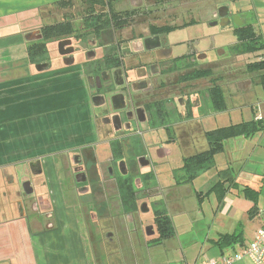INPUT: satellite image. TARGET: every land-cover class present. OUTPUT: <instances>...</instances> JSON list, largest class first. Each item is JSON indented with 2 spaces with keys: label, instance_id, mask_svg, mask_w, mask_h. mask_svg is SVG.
I'll return each instance as SVG.
<instances>
[{
  "label": "crops",
  "instance_id": "obj_1",
  "mask_svg": "<svg viewBox=\"0 0 264 264\" xmlns=\"http://www.w3.org/2000/svg\"><path fill=\"white\" fill-rule=\"evenodd\" d=\"M59 1L62 0H0V264H112L101 239L102 232H96L98 245L90 241L79 207L61 196L53 168V155L60 150L97 141L92 134L83 65L77 61L57 63L53 54L48 55L45 61L31 62L27 54V47L38 41L29 33L46 24L42 13L44 7ZM256 1L253 7L259 23L260 4L264 0ZM236 15L241 25L251 24L257 33L256 22L248 23L244 17L245 11H239ZM258 35L262 41V33ZM206 109L212 112V117L204 119V123L226 121V116L228 122L222 125L257 121L259 118L264 121V96H260L251 106L252 114L249 117L242 116V109L240 117L236 115L238 108L214 111L209 102ZM233 116L236 120L231 119ZM216 125L213 128L222 126ZM95 144L97 147L98 142ZM228 147L242 154L238 180L251 183L243 186L255 190L264 187V170L260 168L264 160L251 162L245 158L249 151H264V129L249 136L240 135L224 140L222 151L214 155V165L215 158L218 160L219 154L227 151ZM170 153L166 152V156ZM39 160L44 163L47 183L40 186L36 177L32 178L34 190L27 196L23 193L22 181L32 168L35 169ZM229 174H225L223 179L226 191L222 198H217L215 221L203 236L186 235L189 238H185L182 234L187 232L178 233L173 229L171 235L155 241L158 231L151 230L153 226H149V230L146 228L145 232L142 229L146 241L142 248L150 260L153 259L151 264H206L209 259H219L240 250L252 240L256 228L264 223V212L261 213L257 206L258 197L255 201L243 192L244 198L252 202L249 205L248 201H244L247 203V217L254 219L259 216L260 222L246 229L241 221L236 220V208L227 193L237 181L231 179ZM182 176L184 179V172ZM217 181L204 193L200 192L202 196L198 197L199 202ZM106 184L112 187L109 181L104 186ZM139 186L136 185L137 188ZM36 191L39 192L38 209H32L31 213L28 207L32 199L38 196ZM171 193L170 189L165 194L166 199L170 200L168 194ZM103 199L109 206L104 212L106 216L113 219L123 214L124 218L131 219L130 214L122 212L115 195ZM254 204L256 208L251 216L248 210ZM224 234L238 237L232 243H226L221 240ZM175 235L179 243L178 258L165 260L160 248L166 249L167 242ZM233 264L253 263L243 258Z\"/></svg>",
  "mask_w": 264,
  "mask_h": 264
},
{
  "label": "flooded vegetation",
  "instance_id": "obj_2",
  "mask_svg": "<svg viewBox=\"0 0 264 264\" xmlns=\"http://www.w3.org/2000/svg\"><path fill=\"white\" fill-rule=\"evenodd\" d=\"M127 1L131 4L129 8L120 6L115 10L123 20L117 27L104 28L99 35L93 33L94 39L75 37L77 34L70 33L60 35L54 40L53 55L57 63L77 61L83 65L92 134L97 139L95 143L98 142L101 147H95L94 143L60 150L61 152L53 155V168L55 170L54 166L59 157L67 170L66 180L69 187L74 188L78 195H89V202L78 204V207L88 237L95 245H98L96 232H102L103 235L101 223L106 216L102 211L89 212L94 204L101 203L95 195V186L98 185L100 192L104 193L103 186L109 181L123 209V200H126L123 187L130 185L134 189L133 200L137 203L136 192L142 189V182L151 183L154 180L150 178L151 171L143 172L140 169L154 168L162 163L161 159L166 156V152L173 151L169 145L179 143L187 133L193 131V127L187 130L185 122L196 118L195 113L202 104L200 94L204 88V77H193V72L209 69L202 68L195 62V57L187 52V44L191 38L171 35L191 27L194 19L167 23V10L163 8L160 12L163 15L153 17L157 23L144 22L146 30L137 32L136 26L131 25L136 20L133 18H147L151 11L144 9L148 7L144 0ZM204 11L211 13L209 25H221L220 21H225V11H228L230 22L234 16L225 6L205 8ZM65 20L73 23V19ZM61 21L64 20L53 23ZM91 32H94L93 29L88 31ZM36 35L37 32L29 36L39 40L40 38H35ZM260 55H256L254 59H259L262 56ZM204 57L203 53L198 55L199 59ZM209 70L210 75L206 77L209 85L204 90L207 93L214 83L222 87L219 79L212 76L213 71ZM208 102L211 104L210 98ZM203 115L205 118H200V123L211 118L212 112L207 111L206 114L205 111ZM212 129L214 128L203 129V134ZM55 174L60 184L56 171ZM35 177L38 185L46 186L47 172L41 160L22 181L23 193L27 196L33 193L32 178ZM136 185H140L139 188ZM36 193L38 196H34L29 205L31 210L38 209L39 192ZM85 204L92 206L87 208ZM84 207L88 210L87 217ZM149 226H153L151 230L157 231L155 222H152L143 227L144 232L146 228L149 230ZM102 235L101 239L105 242V236Z\"/></svg>",
  "mask_w": 264,
  "mask_h": 264
},
{
  "label": "rangeland",
  "instance_id": "obj_3",
  "mask_svg": "<svg viewBox=\"0 0 264 264\" xmlns=\"http://www.w3.org/2000/svg\"><path fill=\"white\" fill-rule=\"evenodd\" d=\"M256 0H144V4L148 7L145 10H150V16H135V21L131 22V25L136 26L137 32L146 30V23L154 21L153 17L160 15L161 9L166 8L168 19L165 22L169 23L175 21L180 23L184 20H195L191 27H187L182 31L172 33V36H180L184 38L188 36L187 52L191 53L192 57H195L197 62L202 68H209L213 72L212 76H216L219 79V83L222 84L224 95L226 98V104L228 109L238 108L239 111L236 115L240 117V111L242 109L243 117H249L252 114L251 106L253 107L260 96H264V90L259 82L262 71H249L247 70L248 63H251L256 55L264 53V47L256 48L249 54H237L234 45L237 41L236 36L232 31L233 20L225 25L219 24L209 25L208 20L211 18V13L204 11L205 8L210 9L214 7L225 6L230 8L234 12V17L237 12L245 11L246 21L256 22V31L259 34L262 33V41L264 42V2L262 5V11H260L259 23L255 19V11L253 5L256 4ZM254 3V4H253ZM121 8H129L130 2L127 0H113L111 8L116 10ZM197 7V8H196ZM95 11L104 12L107 11L106 7L97 5ZM88 10V9H87ZM89 11V10H88ZM43 15L46 24H51L53 21L73 19V26L75 32L71 33L76 35L75 37L92 38L94 39L93 32L88 33L91 26H88L84 21L86 11V4L83 0H71L68 5H60L55 3L51 6L44 7ZM163 15V14H161ZM175 16L177 19H175ZM105 14L102 15V18ZM166 17V16H165ZM164 17V18H165ZM185 17V18H184ZM132 19V20H133ZM254 20V21H253ZM155 22V21H154ZM157 23V22H155ZM160 23V21H159ZM87 28V29H85ZM171 36V37H172ZM193 39V41H191ZM54 40L52 38L47 42L48 55H52L54 52ZM261 41V39H259ZM186 48V44H184ZM203 53L205 57L199 59L198 55ZM207 78L203 80L204 88L200 97L203 104L198 111H196V118L185 122V127H193L190 133H187L186 137L182 138L179 143H171L169 146L173 149L168 156L161 159L160 164L154 166V168H141V171H151L150 178H153V182H142L143 186L141 191H137V209L133 211H125L124 214H130L131 219L124 218L123 214L118 217L110 218L109 215L105 216V221L101 223L103 230V237L105 236L104 247L108 251V258L111 256V263L114 264H151L153 259L149 258L143 251L146 241L143 235V227L150 224L153 220V213L155 210H165L171 219L173 229L178 233L187 232L184 235L185 238H189L186 235H192L201 237L206 232L210 225L215 221V206L217 203V192H208L201 202L198 201V194L205 192L207 188L215 181L225 179V174L231 179L236 180L235 185L230 186L228 196L232 197L233 207L236 208L235 218L241 221L243 227L246 229L253 228L260 222V217L257 216L254 219H249L246 213V204L244 201H248L249 205L252 202L244 198L243 192L244 184H250L243 179L238 180L239 169L242 166L241 155L237 153L239 151H232L229 147L224 153H220V158H215V165L213 164L208 169H203L198 172L196 177L192 181H183V172L180 168L181 159L184 156L200 152L207 148V141L203 134V129L213 128L216 124L222 125L226 121L216 120L210 123H200L199 119L204 116V112L207 110L209 96L207 91L205 92V86L209 85ZM208 116V115H206ZM233 116L231 119H234ZM205 118V117H203ZM230 119V120H231ZM148 141V139H145ZM149 143L152 141L149 140ZM158 145V144H157ZM97 147H101L98 144ZM235 152V153H234ZM218 156V155H216ZM245 158L251 162H259L264 160V151H249L245 154ZM158 160V159H157ZM240 161V163H238ZM55 170L60 181V193L64 199H68V203L78 204L88 203L89 195H78L77 191L69 187L67 183V170L62 164V161L58 157V161L55 164ZM217 169H216V168ZM260 168L264 170V164L260 165ZM223 169V173H222ZM66 171V172H65ZM106 178V173L103 174ZM98 187V188H97ZM105 188L104 193L100 192L99 186H95L94 191L97 199L101 200V203L94 204L93 208L89 209V212H106L109 208L108 204L104 202V197H111L115 195V189L109 184L103 186ZM156 187V188H154ZM260 189V193L257 198V206L261 213L264 212V187H257ZM171 189L170 200L166 199L165 194ZM162 191V192H161ZM74 200V201H73ZM169 201V202H168ZM87 208L92 206L91 204H85ZM163 207V208H162ZM142 208V211H140ZM161 208V209H159ZM28 210L32 213V210ZM83 211L88 215V210L84 207ZM126 212V213H125ZM190 231V232H188ZM108 235V236H107ZM181 237V236H180ZM182 238V237H181ZM179 243L177 236L175 235L169 242H167L166 249H161V255L166 260H177L179 252Z\"/></svg>",
  "mask_w": 264,
  "mask_h": 264
},
{
  "label": "trees",
  "instance_id": "obj_4",
  "mask_svg": "<svg viewBox=\"0 0 264 264\" xmlns=\"http://www.w3.org/2000/svg\"><path fill=\"white\" fill-rule=\"evenodd\" d=\"M86 4V11L88 12L85 15L84 21L88 26H91L93 33L95 35L100 34V30L104 28H110L111 26L117 27L120 25L123 20L120 19L121 16L115 11L112 10L111 5L113 0H83ZM71 3V0H62L58 4L64 6ZM97 5H102L103 8L106 7L107 11L96 12L95 7ZM89 11H88V10ZM105 14V17L102 18V15ZM75 31L70 20H64L58 23L44 24L39 32L41 38L31 43L27 47L28 58L31 62L45 61L48 59V49L47 42L52 38H56L60 35L70 34ZM234 35L237 38V42L234 45V49L237 54H249L252 51L259 47H264V42L259 41L260 36L254 31L251 24H244L240 26H234L232 29ZM262 57L264 53L261 54ZM260 55V56H261ZM247 70L249 71H262L259 82L262 84L264 89V59H254L251 63H248ZM210 75L209 69H203L201 71L193 72V77H208ZM209 98L213 109L215 111H224L227 108L224 93L222 87L217 84H212L208 89ZM264 129V121L262 118H259L257 121H240L235 124H228L218 126L212 130L207 131L204 134V137L207 141V148L202 150L194 155L183 158L181 169L184 172V182L192 181L198 172L203 169H208L214 164V155L218 152H221L223 149V141L229 138L236 136L244 135L249 136L258 130ZM225 180H218L214 183L208 192H217L218 198H222L226 189L223 187ZM245 196H248L256 201L260 190H255L251 187H245L244 189ZM123 196L126 200H123V209L125 211H135L137 209V203L133 200L134 198V189L130 186L123 187ZM202 196V193L198 194V197ZM255 204L248 210V213L251 214L255 210ZM154 222L158 231V236L155 238V241H158L164 237H167L172 234L173 225L171 219L168 216L165 210H155L154 211ZM235 234H224L221 237V240L226 243H232L237 239Z\"/></svg>",
  "mask_w": 264,
  "mask_h": 264
},
{
  "label": "built area",
  "instance_id": "obj_5",
  "mask_svg": "<svg viewBox=\"0 0 264 264\" xmlns=\"http://www.w3.org/2000/svg\"><path fill=\"white\" fill-rule=\"evenodd\" d=\"M262 58L264 56L259 59ZM243 258H248L253 264H264V223L256 228L252 240L240 250L219 259H209L206 264H233Z\"/></svg>",
  "mask_w": 264,
  "mask_h": 264
},
{
  "label": "water",
  "instance_id": "obj_6",
  "mask_svg": "<svg viewBox=\"0 0 264 264\" xmlns=\"http://www.w3.org/2000/svg\"><path fill=\"white\" fill-rule=\"evenodd\" d=\"M223 16H224V20L225 21H220V24L222 25V26H224V25H226V24H228L229 22H230V16L228 15V11H225V13L223 14ZM233 22H234V24L235 25H237V26H239V25H241V23L242 22H239L238 20H237V15L234 17L233 16ZM37 32V35H36V37L35 38H37V39H39V38H41V34L39 33V30H37V31H33V32H30L29 34H33V33H36ZM33 38V37H32ZM66 53H68V51H66Z\"/></svg>",
  "mask_w": 264,
  "mask_h": 264
}]
</instances>
